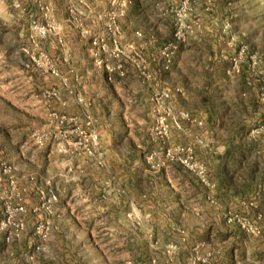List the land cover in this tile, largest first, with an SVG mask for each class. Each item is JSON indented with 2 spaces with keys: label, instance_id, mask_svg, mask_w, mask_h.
<instances>
[{
  "label": "rangeland",
  "instance_id": "1",
  "mask_svg": "<svg viewBox=\"0 0 264 264\" xmlns=\"http://www.w3.org/2000/svg\"><path fill=\"white\" fill-rule=\"evenodd\" d=\"M0 264H264V0H0Z\"/></svg>",
  "mask_w": 264,
  "mask_h": 264
}]
</instances>
